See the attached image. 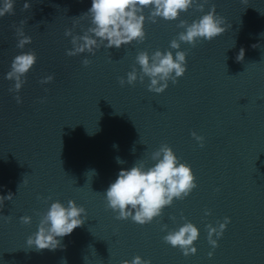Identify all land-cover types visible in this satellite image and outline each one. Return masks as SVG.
Here are the masks:
<instances>
[{"label":"water","instance_id":"1","mask_svg":"<svg viewBox=\"0 0 264 264\" xmlns=\"http://www.w3.org/2000/svg\"><path fill=\"white\" fill-rule=\"evenodd\" d=\"M24 2L14 0V14L0 17V196L13 195L0 208V216H11L7 223L0 219V264H121L137 255L151 264H264V0H209L203 12L193 7L177 20L156 23L147 20L145 8L142 43L75 56L66 55L72 45L64 32L82 35L90 26L88 17H79L91 0H28L30 8L21 11ZM213 4L226 30L194 47L180 42L186 71L176 84L169 81L159 94L148 91L147 77L120 86L118 77L126 79L138 52L175 56L169 45L184 31L180 20L190 24ZM21 20L31 37L23 49L13 28ZM30 50L37 60L17 104V93L9 92L14 81L5 75L12 59ZM47 75L53 80L39 83ZM193 132L203 137V147ZM161 144L190 165L197 187L151 223L116 219L104 192L121 169L140 161L152 166L151 153ZM68 200L86 210L82 226L56 250L28 248L36 213ZM21 216L31 223H21ZM225 217L229 222L219 239L213 234V249L206 225L217 227ZM185 221L199 231L196 252L188 256L163 240Z\"/></svg>","mask_w":264,"mask_h":264},{"label":"clouds","instance_id":"2","mask_svg":"<svg viewBox=\"0 0 264 264\" xmlns=\"http://www.w3.org/2000/svg\"><path fill=\"white\" fill-rule=\"evenodd\" d=\"M209 0H91V7L79 18L88 17L90 26L82 29V35H75L72 29H66L64 35L71 37L72 48L66 50L67 56H75L84 52L95 54L103 46L106 49L117 48L127 45L133 41L142 43L145 39L144 24L146 17L143 14L145 8H149L147 20L156 23L157 18L166 21L177 20L180 13L195 7L197 11L203 12L204 5ZM30 4L25 0L21 11L28 10ZM14 0H0V17L5 14L12 15ZM25 20L20 21V26L13 25L17 37L16 47L23 49L25 45L31 43V37L25 35L23 26ZM225 19L216 14L215 5H211L209 11L203 14L190 24L185 20H180L177 27L184 29L177 38L170 41L169 47L175 51V56L171 51H154L151 55L147 51H140L135 57V63L126 74V79L118 77L121 87L125 84L133 85L137 80L143 83L147 77L150 83L147 85L148 91L162 93L168 82L177 83V78L186 71L185 51H180V42H186L193 47L202 38L211 41L218 35L225 32ZM76 24H73L75 28ZM254 45L253 47H255ZM243 49L240 50L237 60L243 59ZM37 56L34 51L21 52L16 55L10 65V70L6 73L5 79L14 81L9 88V92L17 93L14 96L17 104L21 103L18 95L21 87L26 82V74L36 63ZM90 61L85 58L82 64L87 67ZM136 65H139V72ZM53 80L52 75L43 77L39 83L47 84ZM195 140L203 147V137L197 136L195 132L191 134ZM113 147H117L113 145ZM134 152V151H133ZM117 164H124L125 161L116 157ZM150 159L154 162L152 166L146 167L143 161L134 162L125 170L121 169L117 178L104 192L106 206L114 213H118L116 219L123 220L130 218L133 222L143 226L151 223L154 218L161 216L163 209L170 206L173 200H182L187 197L193 189L197 187L195 176L190 165L180 162L173 150L167 144L151 153ZM94 173V172H93ZM23 183L26 181L23 180ZM12 193L0 196V208H3L4 201H11ZM37 199L41 197L37 196ZM51 197L44 198L47 203ZM209 212H205L208 215ZM37 231L29 235L26 239L28 248L35 247L36 251L56 250L62 247L61 239L73 232L77 227L82 226L86 217V210L83 206H78L73 200L67 201V206L59 201L52 202L46 211L40 213ZM5 223L11 221V216H0ZM174 219V218H172ZM181 219H184L181 217ZM20 222L30 224V216H21ZM229 218L225 217L223 223H218L217 227L206 225L207 240L213 247H217L219 239ZM167 225H161V230H165ZM213 234L217 239H213ZM199 231L191 222L185 221L175 230L168 231L163 237L165 243L178 247L184 256L195 254L194 241L198 239ZM60 238V239H58ZM209 257L212 253L209 252ZM61 264H67L66 259L61 260ZM121 264H151L150 260L134 256L131 261L123 260Z\"/></svg>","mask_w":264,"mask_h":264}]
</instances>
